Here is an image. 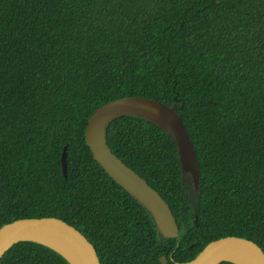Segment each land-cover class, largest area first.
<instances>
[{"label":"trees","instance_id":"1","mask_svg":"<svg viewBox=\"0 0 264 264\" xmlns=\"http://www.w3.org/2000/svg\"><path fill=\"white\" fill-rule=\"evenodd\" d=\"M125 96L176 104L194 145L197 191L157 124L128 114L106 128L177 237L85 143L94 110ZM41 216L78 228L102 264H183L228 235L264 250V0H0V227ZM0 264L70 263L27 240Z\"/></svg>","mask_w":264,"mask_h":264},{"label":"water","instance_id":"2","mask_svg":"<svg viewBox=\"0 0 264 264\" xmlns=\"http://www.w3.org/2000/svg\"><path fill=\"white\" fill-rule=\"evenodd\" d=\"M136 115L157 124L172 135L178 149L182 174H188L194 190L200 183L196 151L176 104L169 105L145 96H125L108 101L94 110L85 129V143L107 174L135 198L154 219L164 237H177L179 226L165 199L136 171L122 161L107 143L109 122L122 115ZM62 171L67 175V146L62 156ZM198 224L197 217L194 218ZM34 241L62 255L70 264H102L93 243L74 225L55 216L14 219L0 227V259L16 243ZM166 263V257L161 256ZM264 264V250L242 236L228 235L208 242L192 260L183 264Z\"/></svg>","mask_w":264,"mask_h":264}]
</instances>
